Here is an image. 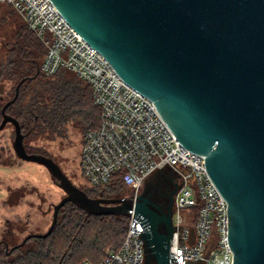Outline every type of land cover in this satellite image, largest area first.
Segmentation results:
<instances>
[{"label":"water","instance_id":"obj_1","mask_svg":"<svg viewBox=\"0 0 264 264\" xmlns=\"http://www.w3.org/2000/svg\"><path fill=\"white\" fill-rule=\"evenodd\" d=\"M52 1L125 81L154 100L181 142L206 155L229 203L234 264H264V0ZM23 81L2 108L0 132L12 124L16 155L44 166L66 195L54 206L48 231L20 245L48 237L71 202L96 216L129 217L134 210L156 264H178L170 255L171 217L151 209L145 197L158 198L169 177L181 174L168 162L156 167L137 201L90 197L54 158L27 151L19 121L6 112Z\"/></svg>","mask_w":264,"mask_h":264},{"label":"built area","instance_id":"obj_2","mask_svg":"<svg viewBox=\"0 0 264 264\" xmlns=\"http://www.w3.org/2000/svg\"><path fill=\"white\" fill-rule=\"evenodd\" d=\"M10 4L43 44L40 71L66 70L87 82L100 109L99 125L83 136L81 171L87 187L122 183L137 195L145 179L167 162L176 175L170 255L178 264H234L229 242V203L206 166V155L187 148L154 100L124 80L110 61L73 27L52 0H0ZM130 197V195H125ZM129 216L126 238L100 264H148L144 228ZM80 264H93L88 260Z\"/></svg>","mask_w":264,"mask_h":264},{"label":"trees","instance_id":"obj_3","mask_svg":"<svg viewBox=\"0 0 264 264\" xmlns=\"http://www.w3.org/2000/svg\"><path fill=\"white\" fill-rule=\"evenodd\" d=\"M25 24L16 28L0 47V123L3 106L14 97L16 86L24 80L18 98L6 112L19 121L27 151L47 155L31 142L64 138L72 123L85 129L86 134L98 127L100 109L94 103L91 86L76 75L66 70L50 77L41 71L37 73L46 50ZM5 82L12 83L6 94L2 88ZM126 189L122 183L115 182L107 190L90 187L84 190L94 198H117L124 197ZM128 222L125 216L89 214L69 202L61 208L58 222L48 237L28 240L36 241L37 247L12 258L6 242L1 241L0 264H80L84 260L100 264L105 250L121 247ZM22 247H15L13 252Z\"/></svg>","mask_w":264,"mask_h":264},{"label":"rangeland","instance_id":"obj_4","mask_svg":"<svg viewBox=\"0 0 264 264\" xmlns=\"http://www.w3.org/2000/svg\"><path fill=\"white\" fill-rule=\"evenodd\" d=\"M23 24V18L10 4L0 2V47ZM11 85V82L4 83V94ZM85 132V129L72 123L68 125L64 138H40L31 143L54 158L73 182L86 190L87 179L81 171V148ZM14 136L12 124L0 132V242H6L8 252L20 246L26 236L48 231L54 206L66 195L44 166L24 161L16 155L13 149ZM144 187L145 182L139 194H142ZM123 194L134 196L128 187ZM37 245L34 240L27 241L18 252L11 251L9 257L23 254ZM111 249L105 250L103 256ZM149 254L148 264H155L150 249Z\"/></svg>","mask_w":264,"mask_h":264},{"label":"flooded vegetation","instance_id":"obj_5","mask_svg":"<svg viewBox=\"0 0 264 264\" xmlns=\"http://www.w3.org/2000/svg\"><path fill=\"white\" fill-rule=\"evenodd\" d=\"M170 178L171 185H167V189L162 193L158 198L152 197L151 195L145 197L149 201V206L154 211L171 217L172 225H173V205H174V196L178 188V181L176 178ZM169 186V187H168ZM129 195V194H127ZM143 197L145 195H142ZM125 197V196H124ZM160 228L162 231L166 229L165 223H161Z\"/></svg>","mask_w":264,"mask_h":264}]
</instances>
